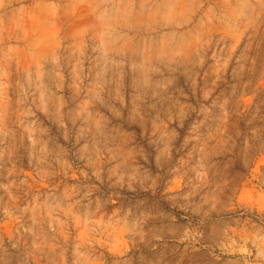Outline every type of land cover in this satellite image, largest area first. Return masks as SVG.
<instances>
[{"label": "rangeland", "instance_id": "obj_1", "mask_svg": "<svg viewBox=\"0 0 264 264\" xmlns=\"http://www.w3.org/2000/svg\"><path fill=\"white\" fill-rule=\"evenodd\" d=\"M0 264H264V0H0Z\"/></svg>", "mask_w": 264, "mask_h": 264}]
</instances>
